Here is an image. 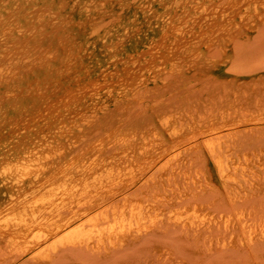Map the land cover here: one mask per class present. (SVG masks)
Here are the masks:
<instances>
[{
  "label": "bare ground",
  "instance_id": "obj_1",
  "mask_svg": "<svg viewBox=\"0 0 264 264\" xmlns=\"http://www.w3.org/2000/svg\"><path fill=\"white\" fill-rule=\"evenodd\" d=\"M8 1L12 0H0V190L4 189L8 193V199L0 201V242L4 244V250L8 248L9 252L5 254V251H1L3 248L0 249V264L10 263L2 260V257L8 256L9 259V256L13 258L19 253L28 254L33 259L49 261L54 256V251L64 247L87 249L107 256L121 246L138 242L147 232L160 231L169 226L181 228L185 235L194 237L197 241L211 238L215 231H219L220 235L214 241L211 240L208 251H212L217 245L242 248L257 240H264V229L257 232L259 226L256 225H260V220L255 225L261 215L255 214L254 210L251 212L249 209L248 212L241 208V211L233 214L230 212L228 216L226 213L231 210L226 209V213H219V217L213 207L205 206L198 197L201 193H214L213 199L221 195V201L230 206L249 207L248 198L264 194V156L260 157L256 166L253 164L254 167L252 164L248 166L250 162L245 164V160V163L237 161L236 145L239 141L236 145L229 140L225 144L222 141L227 136L223 135V139L220 138L222 141L220 136L215 135L214 138H218L217 143L214 140H205L196 144L194 150L204 160L209 157L214 160L217 174L222 181L217 192L218 185H214L211 171L207 168L200 169L202 174L200 172L196 178V172L195 175L191 174L192 153H178L186 141L190 142L187 136L195 135L193 138L189 136L190 139L199 142L196 135L203 136L204 133L197 134L203 131H198V127L203 126L198 123L202 121L200 114L207 116L216 108V103H213L214 100L217 104L220 103L216 101L220 90H217V93L212 91L215 99L209 98L213 101L211 106L202 99L203 103L207 104L205 110L203 106L200 107L203 110L198 107L194 108L196 110L179 107L178 111L167 115L157 111L154 119L144 122L134 121L128 105L123 107L125 103L137 100L151 78L156 82L155 79L159 78L162 72L179 74L183 65L197 66L206 63L208 56L205 47L217 45L220 37L225 34L222 25L232 21L242 11L239 3L235 6V3L228 4L231 0H220L221 4L214 10L208 6V1L207 4H198L193 10L196 11L195 15H191V22L183 28L174 27L178 15L157 14L150 7H145L144 15L154 14L153 17H156L151 27H163V35L158 42L146 43V49L136 56H131L125 65L118 58H113L102 69L99 78L83 81L77 79L73 89L55 83L53 85L58 88L44 90L41 83L35 81L30 85L37 86L26 88V93L38 103V109L33 117L30 118L28 114L29 119L19 123L9 118L11 116L8 117V107L16 105L17 97L4 88L14 80L21 81L27 70L41 63L38 57L42 49L41 44L45 39L51 41L53 38V35L49 36L45 31L46 27L55 29L54 21L50 25L48 21L52 19L46 18V22L45 17L54 14V10L48 6H31V3L25 0L23 1L31 7L16 2L17 4L8 8ZM76 4V0H61L56 6L72 8ZM251 7L249 5L248 9ZM22 18L27 22L26 25L20 23ZM171 28L173 39H169ZM137 30L138 33H146L143 26ZM58 44L63 53H51L46 66L48 78L58 76L65 79L71 75L78 56L84 52L83 45L69 46L68 41L62 37L58 39ZM114 44L116 45V41ZM113 47L116 48L114 45ZM56 60L60 62V67L54 76L56 65L53 63ZM165 81H162L163 84ZM48 86L49 84L47 88ZM226 98L227 96L224 97ZM224 102L229 103H226V100ZM245 102L247 104V101ZM251 104L254 107L255 104ZM263 104L261 102L260 106ZM224 106L225 108L221 106L222 109L227 110L228 105ZM245 108L250 111L249 106ZM243 109L239 108V111ZM24 111L29 112L28 109ZM231 115H235L233 111L232 114L230 112ZM216 117L218 119L217 114ZM246 118L252 120L251 117ZM246 118L245 121H248ZM9 121L10 129H3ZM210 122V125L214 126V121ZM219 125L223 127L222 124ZM219 125L215 127L219 128ZM215 127H211L214 131L207 130L209 127L205 130L216 134ZM233 139L235 140V137ZM241 147L239 145V148ZM176 152L178 155H174ZM163 157L171 158L166 163L167 166L162 170L163 165L159 166L161 168L160 172L156 169V174L159 172L157 175L153 173L155 176L147 177V170ZM168 163L172 165L170 168ZM194 168L193 170L196 169ZM133 184L137 187L136 194L131 192ZM261 218L262 216L259 219ZM240 232L243 236L237 241L234 236ZM158 257L172 262L170 250H159Z\"/></svg>",
  "mask_w": 264,
  "mask_h": 264
},
{
  "label": "rangeland",
  "instance_id": "obj_2",
  "mask_svg": "<svg viewBox=\"0 0 264 264\" xmlns=\"http://www.w3.org/2000/svg\"><path fill=\"white\" fill-rule=\"evenodd\" d=\"M25 1L30 2L31 6L34 5V7L43 8V7L48 6L49 9L54 10L53 12L54 14L46 16L45 20L47 22V19L48 20L52 19L51 21H48V23L52 25V22L54 21L53 24L55 25V29L52 30V28L46 27L45 31H47V34L49 36L53 35V38L51 39L52 42L45 39L41 44L42 49L41 51H39V55H38L41 63L35 65L33 69L27 70L26 73L24 74L25 76L21 79V81H19L20 79L18 78L19 80H14L12 84L11 82L8 83L6 87L4 88V90L9 89L8 92L10 91L13 92L15 96L17 97V100L15 101V104H16L15 106L17 109H15V106H9L8 107V117L11 116L9 118L15 119L19 123H22L27 118L29 119L28 114L30 118L33 117V115L38 109V103L37 102L35 103L30 98L29 94L26 93V90H27L26 88L37 86V85H30V84H34L35 81L41 83L42 89L44 90L46 89L51 90L53 88H58L55 85H53L55 83H60L65 88L69 86L68 88L73 89L76 87L77 79H80V81H83L84 79H89V78H95V79L99 78L101 76L100 73L102 69L113 58H118V60L125 65V62L128 61L131 56L133 55L136 56L140 54L141 52H143L144 49H146L147 46L146 47L144 46L146 43L158 42L160 37L163 35L162 34L163 30L161 29L163 27L161 26L160 28L159 25L155 26V28L151 27V23L156 21L155 20L156 17L155 16L153 17L154 14L149 15V16L144 15L143 9L145 7H148V8L150 7L151 9L154 10V13L156 12L157 14L167 13L168 15H171V14L178 15V17L176 18V21L174 22L175 23L174 27L183 28L187 26L188 23L191 22L192 20L191 15H195L194 13H196V11H193V10L196 9V6L198 4H201V3L207 4L209 2L208 6L212 8V10H214L218 7L217 5L221 2L220 0H82V1L76 0L78 4H76L75 7L72 6L71 8V6H65L64 8H58L56 6V3L58 5V2L61 0H52V2L51 0L49 1L48 0H25ZM227 1L230 2V0H227ZM8 2L6 3V6L7 7L9 6L8 8L12 7L14 4H17L18 2L31 7L30 5H27L26 4L27 2H24L23 0H14V1L12 0ZM241 2H244V3L241 4ZM234 3H235V6H238V3H239L242 11L233 20L231 19L232 21L230 22L228 21L222 25L223 32H225V34H223L220 37V39L217 42V45H214V46L212 45L213 48L212 46L205 47L206 55L208 56L206 59L207 64L201 63L197 66H189L188 64L183 65L182 66L183 68H181L180 70L181 72H179V74L173 73L174 75L172 73L169 74L168 72H162L159 75V78L155 79V81L157 80L156 82H154L153 78H151L150 83L145 85V87H143L142 95H140V97L137 100L131 103H125V105H123V107L128 105V110L132 111L130 115H132L133 117L132 119L134 121L144 122V121L154 119L157 111L163 112V114L167 115V114H171V113L178 111L179 107H187V108H192L191 110H196L194 108H197V107L200 108L203 106L204 108L203 107L202 108L205 110V108H207L206 106L207 104H204L203 100L205 103L209 102L210 104L208 105L211 106V102L213 103L212 100L215 99L214 97L215 94H213L212 91L214 92L215 90L214 93H217L220 90L218 92V94L220 95H218L217 97L218 100L216 101L220 102L221 104L220 103L217 104V102H215L214 100L213 104L216 103L215 104L216 106H214L213 104L212 105L216 108L213 109V111L209 113L207 116H203V114H200V119L202 118L203 122L200 121L202 124L200 122L198 123L200 125L205 126L206 128H204L203 126L202 127L199 126L200 128L198 127L199 129L198 131H202V130L203 131L198 132L197 134L199 133L201 134L204 132L206 133L207 136L204 133H203V136L202 134L199 136L196 135V137H198L199 139V142H198L195 140L193 141V139H190V137L193 138L195 135L194 136L189 135L190 137L187 136L188 137L187 140L189 139L188 141L190 142L188 143L186 141L188 144L186 145V142H185V145H183L180 148V150H178V153L180 151L185 152V153H188L189 151V154L192 153L191 157H192L193 162H192V167H191V172H192L191 174L195 175V172H196V174L198 175V176L197 175L195 176L196 178L199 177L200 172L202 174V171H201L202 169L204 170L207 168L211 171L212 181L214 185L215 184L218 185L216 188L217 192H219V189H220L219 185H222V181L219 179L220 178L219 174H217L218 172L213 162L214 160H211L210 157L209 159L204 160V158H202L201 155H199V153L194 150L196 144H199L200 142H205V140H211V141L214 140V142L217 143L218 142L217 137L220 136L219 137L220 139L223 135V136H227V138L224 137V140L222 141L223 139L222 137V139L220 140L224 142L225 144L229 141L230 142L233 141L236 145V142L239 141L236 145V150H237L236 156H238L239 158L238 160V158L235 156L237 158V161L244 162L245 160L246 161V163L244 162L245 164H247V162H250L248 166H250L251 164L252 166L253 164L254 166H256L257 162L260 161V157L264 156V153H262V150L264 149V104L260 106L261 102L264 103V0H259V1L258 0H246V1L245 0L244 1L235 0L234 2L233 0H231V2L228 4L234 5ZM47 4H50V5H47ZM248 4L250 5V7L252 6L251 8H249L250 10L248 9L249 7ZM15 13L17 14V12ZM243 14H245L244 17H243ZM227 18L229 19V17ZM247 19L251 21L249 22L247 21ZM25 22L23 18L20 20V23L22 24H24ZM26 23L24 25H26ZM61 24H62V27L64 25L63 28L61 27ZM141 26L145 28V32H146L145 34L143 32L138 33L137 29ZM92 30L94 31L92 32ZM52 31L55 32L56 35L53 34ZM94 32H96V34H94ZM169 32H170L169 39H171L174 36V34L172 33L173 32L172 28H171V31ZM102 33H104V35ZM60 37L66 39L68 41L69 46H73L74 44L76 46H78L79 44L83 45L84 52H82L78 56V59L76 60V63L74 64L75 67H73V70L70 76H68L65 79L55 76L57 75V71L60 67V62L56 60L53 63L54 65H56V68L54 71L55 77L51 76L48 78L49 74L47 72L46 66L49 61L51 53L55 51L58 52L57 53L58 55L63 53L62 47H60V45L58 44V39ZM69 37L70 39H68ZM114 41H116V45L114 44ZM113 45L116 46V48H114ZM32 50L34 49L32 48ZM120 51H123V52H120ZM35 57L36 55L34 54L33 58ZM211 57L212 58L214 57L215 59L214 58L212 59ZM76 65H80V66H76ZM119 66L122 67L121 65ZM17 76L19 77V75ZM47 78H48L47 80L48 83L45 82ZM163 79H165L166 81ZM22 81L24 82L21 83ZM162 81H165L164 84ZM47 84H49L48 88H47ZM144 91H146L148 94ZM223 94L225 95L221 97ZM235 94L238 96H236ZM242 94L243 96H241ZM244 95H247V96H244ZM205 96H209V97H205ZM225 96H227L226 99H224ZM144 97H147L148 100H146L147 98H144ZM207 98L208 99L211 98L212 100L209 99L208 101ZM142 99L143 101L144 100L145 101L143 102ZM234 99L236 100V102H234L235 101ZM241 99H243L244 102L243 100L241 102L240 101ZM225 100H226V103L228 101L229 103L224 104ZM237 101L238 103H241V105H239ZM245 101H247V104ZM257 101H260V102H257ZM256 102H257V105H256ZM222 103L224 105H228L227 106L228 108L226 107L227 110L222 109L223 107L225 108V106ZM235 103L236 105L237 104L238 105L236 106ZM251 103L255 104L254 107H253V104ZM231 104H233L234 106ZM217 105L218 106L220 105L219 108L223 106L220 108L221 109L220 111L217 110L218 108ZM238 106L240 110L242 108L246 109L245 107L248 108L249 106L250 111H249V108L248 110L246 109L247 112L243 111L244 109L242 111H239ZM236 108H238V113H237ZM27 109L29 111L28 113L24 111ZM228 109L231 112V114L233 111L235 115L230 116V112L228 111ZM230 109H232V111ZM222 111L225 112L224 115ZM213 113L214 115L212 116ZM216 114L218 116V119H216L217 118ZM20 115L22 118L20 117ZM209 115L210 117H208ZM237 116L239 117L236 118ZM246 117L248 118L251 117L252 120L247 119ZM253 117H254V120H253ZM213 118L216 119V121ZM233 118L234 120H232ZM242 118L244 121H245V118L248 121H245V124H244V121L241 120ZM236 119H240V120H236ZM249 120H250V123H249ZM158 121L159 120H157L156 122L159 124ZM204 121H206L205 122L206 125L207 124L209 125L206 126L204 124ZM210 121H214L213 122L214 126L210 125L212 124V122ZM222 122L223 123L226 122V123L223 124ZM214 123L222 124L223 127L218 124L219 128H216L215 126L218 127V125H215ZM228 124H230L231 126ZM4 126H3V129L9 130L10 121L6 123ZM211 127L213 128L215 127L216 134L215 132H210L211 130H213L211 129ZM205 129L210 130V131L206 132ZM215 135H217L216 138H214ZM200 136H202V138ZM4 137L5 136H3V138ZM234 137H235V140L233 139ZM242 141H243V144H242ZM239 145L240 147L241 146L242 147L239 148ZM247 148L249 149V151ZM176 153L174 155H178V153L177 154ZM197 155L199 158H197ZM241 155L243 159H241L242 158ZM169 158L170 157H163L162 159L158 160L159 162L157 161L156 164L154 163V166H151V168L147 170L148 172L146 171L147 177H149V175L155 176L154 174H156L158 169L160 172L161 167H162L161 168L162 170L165 166H167L166 163L171 160V158L170 159ZM194 160H195V163H194ZM170 164L168 163V166H169L168 168L172 166ZM198 165H201V167H199ZM159 166L161 167L159 168ZM194 166L197 170L194 168ZM193 168L195 170H193ZM135 185L136 184H133L131 187V192H133V194H136L135 191L137 187ZM209 194L210 193H201L198 195V197L200 198L201 202L205 204V206L213 207L216 210L217 214L219 213L225 214L226 209L227 211L231 210L226 213L227 215L230 212L233 214L236 211H239V210L241 211V208L248 210V212L250 211L252 212L254 210L255 214L262 216V218L259 219L261 216L259 217L258 215H256L259 218L257 220V217H256L257 222L255 221V225L256 223H259V220H260V225L258 224L256 225V226H259V228L257 227V230H258L257 232L259 233L261 232V230L264 229L263 228L264 227V218H263L264 217V213H263L264 212V194L263 195L258 194L259 197H257L258 195H252L250 198L252 199V197L254 196L253 201L251 202L252 205L250 203V199L248 198L247 201L250 204L249 207L247 203L246 207L241 206L240 208H237L240 206L238 204H237L238 206L236 205L230 206L229 204H226L225 202L223 203L221 201V197H220L221 195L217 196L215 200L213 199V195H212L214 193H211L212 196ZM210 198L212 199L209 201ZM7 199H8V193L4 189H1L0 190V201L4 202ZM260 208L262 211L260 210ZM224 209L225 211L223 212ZM249 209L251 210L249 211ZM258 210L261 212H259ZM221 214H219L218 216L220 217ZM219 233H220L219 231H215L213 235H211V238H207L203 241H197L196 238L185 235L184 231L181 228L176 227V226H169L160 231L157 230V231H152L149 233L147 232L146 234H143L142 238H140L138 242L129 243L127 245L121 246L115 249L112 253H110L107 256L104 254L96 253L91 250H87V249H82V248H77V247H66V249H64L65 248L64 247L63 249L59 248L61 250L57 249L58 253L57 251H54L56 255L54 253V256H52V259L49 261L33 259L28 254L20 255V253L19 255L18 254L15 255L13 258L9 256V259L11 258L12 260L7 259L8 256L7 258L2 257L4 258L2 260H6L7 263L8 261H10L9 264H181L182 262L184 264H264V240H257L251 244H247L243 246L242 248H235L231 246L223 247L221 245H217L212 251H208L211 245V240L214 241L220 235ZM242 236L243 234L240 232L236 234L234 238L237 241H239ZM3 247H4V244L0 242V249ZM5 249L6 251L4 250V248L1 251H5L3 253L6 254L7 252H9V249L8 248H5ZM159 250H162V251L170 250L172 262H169V260L166 258L158 257ZM4 255L1 254V256H4ZM6 261H3V262H6Z\"/></svg>",
  "mask_w": 264,
  "mask_h": 264
}]
</instances>
